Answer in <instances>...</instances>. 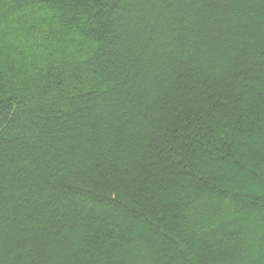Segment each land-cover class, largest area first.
Wrapping results in <instances>:
<instances>
[{"label": "trees", "instance_id": "trees-1", "mask_svg": "<svg viewBox=\"0 0 264 264\" xmlns=\"http://www.w3.org/2000/svg\"><path fill=\"white\" fill-rule=\"evenodd\" d=\"M0 264H264V0H0Z\"/></svg>", "mask_w": 264, "mask_h": 264}]
</instances>
